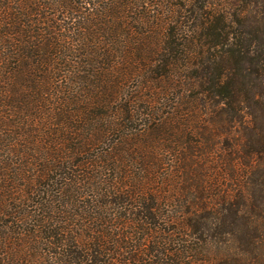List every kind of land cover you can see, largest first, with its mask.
Wrapping results in <instances>:
<instances>
[{
	"label": "trees",
	"instance_id": "obj_1",
	"mask_svg": "<svg viewBox=\"0 0 264 264\" xmlns=\"http://www.w3.org/2000/svg\"><path fill=\"white\" fill-rule=\"evenodd\" d=\"M0 264H264V0H0Z\"/></svg>",
	"mask_w": 264,
	"mask_h": 264
},
{
	"label": "rangeland",
	"instance_id": "obj_2",
	"mask_svg": "<svg viewBox=\"0 0 264 264\" xmlns=\"http://www.w3.org/2000/svg\"><path fill=\"white\" fill-rule=\"evenodd\" d=\"M138 81V80H137ZM137 83L136 81H133L131 85H129V87L132 86L136 87ZM130 89L126 90L129 91ZM128 93V92H126ZM144 94V93H143ZM146 96V95H145ZM123 102V101H120ZM190 124V122H189ZM191 125V124H190ZM184 130V128L178 129L177 131L174 132V135L176 136V140L178 141V143H181L178 145V147H176V149H174V156L177 157H172V152L171 149L173 148L172 144H170V148H164L165 145L168 143V141L166 139H168V134L163 133V131L161 130L158 132H144L141 133L139 136H131L129 138V143L127 144H120V146L118 147V151H120L121 155H123L124 158H121V165L124 167L125 172H127L126 174H131V172H133V168L132 166H135V163L138 162V160H140L138 157L141 156V158L143 157L142 154H145V152L149 151V147L150 149L155 151L158 155H161V158H168V167L166 166V172L165 171H161L159 169H157V172L152 173L153 170L151 169V167H153V163L150 161L151 159H149L148 157L144 156L143 159H141L144 163L146 162L145 165V169H149L147 171V173L149 174H154L156 175V177H158L157 179H160V176L165 172L166 175H170V177H168V181L166 182V189L168 192L171 191H175L180 189L181 185L189 183L192 184L193 181H190V177L194 178L193 176H195L194 172L183 162H179L178 160H176L175 158H180V154L179 151L181 149V147L185 148L186 144H187V140H189L188 135L185 132H182ZM171 140H174V136L173 134L169 135ZM116 139V135H112L110 136V138L108 139V141L106 142L105 145H100L99 147H102L103 149H108V145H110L109 142H114L113 140ZM197 140V139H196ZM182 141V142H181ZM166 143V144H165ZM170 143V142H169ZM195 144V143H194ZM113 152V151H112ZM140 155V156H139ZM148 155V154H147ZM165 167V166H164ZM131 171V172H130ZM154 171H156V168L154 169ZM130 172V173H129ZM162 173V174H161ZM161 174V175H160ZM150 177V175H148ZM147 176V177H148ZM153 179V178H151ZM186 182V183H185ZM153 191L157 194L163 195L164 193V189H163V185L160 183L158 185L155 184V186H153ZM166 191V193H167ZM163 193V194H161ZM179 193V192H178Z\"/></svg>",
	"mask_w": 264,
	"mask_h": 264
}]
</instances>
